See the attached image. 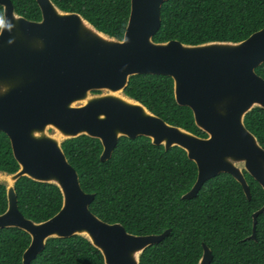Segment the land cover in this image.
<instances>
[{
	"label": "water",
	"instance_id": "1",
	"mask_svg": "<svg viewBox=\"0 0 264 264\" xmlns=\"http://www.w3.org/2000/svg\"><path fill=\"white\" fill-rule=\"evenodd\" d=\"M35 1L39 20L26 19L14 11L11 0H0V131L18 164L13 173L0 171L7 200L0 229L15 227L29 235L22 264H29L47 239L73 235L86 238L104 264H139L142 251L170 232L129 233L90 211L94 194L82 190L61 147L80 135L100 141L102 162L120 137L144 136L166 150L183 149L197 168L183 199L194 197L205 181L221 173L230 174L248 200L243 171L264 191V149L244 124L250 110L264 109V79L255 72L264 62V27L237 42H156L160 8L167 0H130L125 31L117 39L80 14L61 11L51 0ZM138 74L169 76L176 103L191 110L206 136L171 125L126 96L129 77ZM21 177L55 185L62 197L60 209L44 221L26 218L14 189ZM260 213L264 203L252 213L250 239H256ZM211 260L210 248L202 243L196 264Z\"/></svg>",
	"mask_w": 264,
	"mask_h": 264
},
{
	"label": "trees",
	"instance_id": "2",
	"mask_svg": "<svg viewBox=\"0 0 264 264\" xmlns=\"http://www.w3.org/2000/svg\"><path fill=\"white\" fill-rule=\"evenodd\" d=\"M61 11L75 12L98 31L121 39L130 0H51ZM14 11L39 20L35 0H11ZM156 42L185 44L208 41L237 42L264 27V0H167L160 8ZM3 21L0 6V26ZM264 79V62L255 68ZM124 94L142 103L165 122L195 135L206 134L194 123L191 110L176 103L173 81L166 75H132ZM246 128L264 149V109L255 107L244 117ZM61 147L79 177L82 190L93 193L90 211L108 223H120L127 232L145 235L170 232L146 247L139 264H196L202 243L212 252L210 264H264V213L257 216L255 236L252 213L264 203L262 187L243 171L249 185L248 200L241 185L227 173L205 181L189 199L181 196L193 185L197 168L177 146L164 149L150 139L120 137L111 157L100 161L98 139L80 135ZM18 164L10 142L0 131V171L13 173ZM19 211L35 222L44 221L61 207L59 189L27 177L14 184ZM5 185L0 183V213L6 209ZM29 235L15 227L0 229V264H22ZM29 264H104L101 253L81 236L49 238Z\"/></svg>",
	"mask_w": 264,
	"mask_h": 264
},
{
	"label": "rangeland",
	"instance_id": "3",
	"mask_svg": "<svg viewBox=\"0 0 264 264\" xmlns=\"http://www.w3.org/2000/svg\"><path fill=\"white\" fill-rule=\"evenodd\" d=\"M2 183H4V184H5V182H2Z\"/></svg>",
	"mask_w": 264,
	"mask_h": 264
}]
</instances>
